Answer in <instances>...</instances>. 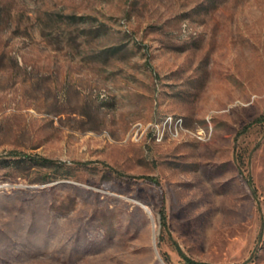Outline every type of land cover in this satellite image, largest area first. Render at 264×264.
<instances>
[{"label":"rangeland","instance_id":"rangeland-1","mask_svg":"<svg viewBox=\"0 0 264 264\" xmlns=\"http://www.w3.org/2000/svg\"><path fill=\"white\" fill-rule=\"evenodd\" d=\"M263 115L264 0H0V264H264Z\"/></svg>","mask_w":264,"mask_h":264},{"label":"trees","instance_id":"trees-1","mask_svg":"<svg viewBox=\"0 0 264 264\" xmlns=\"http://www.w3.org/2000/svg\"><path fill=\"white\" fill-rule=\"evenodd\" d=\"M256 124H264V115L257 118L249 127H246L245 130L250 129L253 125H256ZM37 164H40L41 166H45L49 168L54 167L56 169H59L60 171H62L64 177L69 176V172L72 170V168L69 167L67 164H61V163L59 164V163H56V162H53L47 159H42L41 161L37 162ZM161 215L163 217V224L164 226H166V215L164 211L161 212Z\"/></svg>","mask_w":264,"mask_h":264},{"label":"bare ground","instance_id":"bare-ground-1","mask_svg":"<svg viewBox=\"0 0 264 264\" xmlns=\"http://www.w3.org/2000/svg\"><path fill=\"white\" fill-rule=\"evenodd\" d=\"M149 213H150V215H153V213H152V212H150V211H149Z\"/></svg>","mask_w":264,"mask_h":264}]
</instances>
